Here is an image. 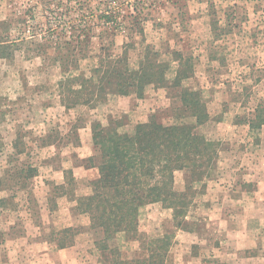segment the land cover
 <instances>
[{
  "label": "rangeland",
  "instance_id": "obj_1",
  "mask_svg": "<svg viewBox=\"0 0 264 264\" xmlns=\"http://www.w3.org/2000/svg\"><path fill=\"white\" fill-rule=\"evenodd\" d=\"M119 3L149 5L143 35L132 19L104 24L99 15ZM130 41V67L151 45L170 86L98 96L100 59ZM187 90L208 113L195 133L210 144L194 176V166L173 170L182 206L147 201L136 233L96 246L102 232L77 210L100 177L94 131L197 120ZM49 243L66 264L79 252L90 264H148L149 255L159 264H264V0H0V264H27V255L49 264Z\"/></svg>",
  "mask_w": 264,
  "mask_h": 264
},
{
  "label": "trees",
  "instance_id": "obj_2",
  "mask_svg": "<svg viewBox=\"0 0 264 264\" xmlns=\"http://www.w3.org/2000/svg\"><path fill=\"white\" fill-rule=\"evenodd\" d=\"M144 4L119 3L113 8L107 7L99 17L113 28L124 27L132 19V29L143 35L147 17L142 15L149 8L148 4ZM125 8L131 9L122 13ZM129 38L134 40L133 35ZM130 42L125 44L122 54L114 57L109 54L106 59H100L101 66L92 86L98 96L102 93L126 95L132 91L142 96L145 84L149 82L170 86L166 81L168 64L159 58V52L151 45L145 48L139 68L130 67L127 55L128 46L132 45ZM181 73L182 70L179 71ZM84 80L86 85L92 82ZM189 95L194 97L191 103H187L186 99L183 101L193 108L197 120L184 118L164 124L153 117L149 122L139 124L134 133L121 132L114 126L94 131V144L101 160L100 177L93 181V193L81 198L77 210L88 213L92 229L102 232V239H96V246L113 239L119 232L136 233L139 207L147 201H161L175 208L182 206L177 203L180 193L172 187L173 170L194 166V176L198 172V158L210 144L195 133L198 124L208 118V113L204 108L199 109L198 104L202 101L198 99L197 91L189 92ZM103 246L101 250H108V244ZM115 256L118 258L117 252L111 258ZM150 257L145 262L159 264Z\"/></svg>",
  "mask_w": 264,
  "mask_h": 264
},
{
  "label": "crops",
  "instance_id": "obj_3",
  "mask_svg": "<svg viewBox=\"0 0 264 264\" xmlns=\"http://www.w3.org/2000/svg\"><path fill=\"white\" fill-rule=\"evenodd\" d=\"M82 176H86V175H82ZM29 233H31V232L29 231ZM88 241L90 242V240H87L86 242L83 241V242H84V244H87V246H89V247L90 246H94V242L93 241H91V243H88ZM82 244L83 243L79 244V243L76 242L75 244H73V248L72 249L70 248L68 251L69 252H77V251H79V249H81V245ZM48 245H49V247H48L49 251H51L50 254L53 255V256L52 257L50 256L49 259H47V261H48L47 263H49V264H66L67 263L66 261H69V259H66L67 257L65 258L64 256H59V252L63 251L64 249L56 250V249H54L56 247L55 244L52 245L51 243H49ZM90 248H92V247H90ZM14 250L15 251H17V250L19 251V249H17V248H15ZM16 254H19V252H17ZM55 255H58V256L56 257ZM77 255H80V259L81 260H80L79 263H73V264H85V263L86 264H90V262L93 261V257L90 256L88 253L87 254L86 253L81 254L79 252ZM89 258H91L92 260L91 259L89 260ZM25 259H26L27 264H38V262L33 261L31 256H29V255H27L25 257ZM16 260H17V258H16ZM19 264H24V263L22 261H19Z\"/></svg>",
  "mask_w": 264,
  "mask_h": 264
}]
</instances>
